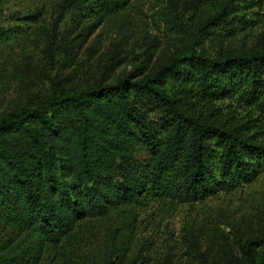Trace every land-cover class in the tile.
Here are the masks:
<instances>
[{"label": "trees", "instance_id": "obj_1", "mask_svg": "<svg viewBox=\"0 0 264 264\" xmlns=\"http://www.w3.org/2000/svg\"><path fill=\"white\" fill-rule=\"evenodd\" d=\"M201 1L153 2L156 31L125 72L127 41L101 49L123 0H53L48 18L27 14L43 84L0 114V264H43L80 222L142 196L199 201L264 171V28L249 47L211 53L214 31L233 36L252 18L237 0ZM159 35L170 47L154 56ZM239 248L224 262L194 251L197 264H264V231ZM103 252L122 264L114 231Z\"/></svg>", "mask_w": 264, "mask_h": 264}, {"label": "rangeland", "instance_id": "obj_2", "mask_svg": "<svg viewBox=\"0 0 264 264\" xmlns=\"http://www.w3.org/2000/svg\"><path fill=\"white\" fill-rule=\"evenodd\" d=\"M51 1L3 0L0 12V114L22 98L29 85L43 84L37 63L42 39L33 32L27 14L34 12L48 18ZM123 1V8L116 15L107 16L101 46L105 49L119 37L127 41L123 46L128 57L118 72L139 64L156 31L148 19L151 4L156 0ZM214 1L201 2L209 5ZM117 2L121 3V0ZM236 2L238 12L252 21L233 36H222L219 31H214V36L223 39L213 40L211 36L205 41V47L211 53L227 44L249 47L254 44L257 32L264 28V0ZM101 30L103 26L99 24L86 42ZM45 32L42 35L46 37ZM165 38L159 35L154 44L151 42L156 49L154 56L170 47L165 44ZM144 57L145 62L139 68L150 61ZM244 111L245 108L241 109L242 113ZM136 157L143 158V150L138 149ZM112 231L124 248L122 264H197L195 248L210 259L224 262L239 254L240 241L264 231V171L251 181L199 201L182 203L142 196L137 203L117 206L104 217L83 220L61 246L43 251V264H104L103 245Z\"/></svg>", "mask_w": 264, "mask_h": 264}]
</instances>
